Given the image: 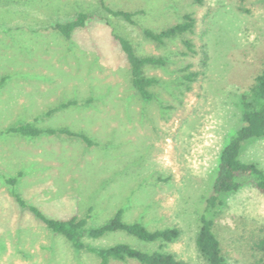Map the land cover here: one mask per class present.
Masks as SVG:
<instances>
[{
	"label": "rangeland",
	"instance_id": "obj_1",
	"mask_svg": "<svg viewBox=\"0 0 264 264\" xmlns=\"http://www.w3.org/2000/svg\"><path fill=\"white\" fill-rule=\"evenodd\" d=\"M104 3L135 13L136 24L107 17L100 0H0V264H99L95 254L76 249L21 208L13 190L45 216L86 218L88 228L122 209L126 223L181 231L173 242L116 231L85 237L87 246L127 244L207 264L195 241L221 151L243 125V97L264 67V0ZM79 12L93 18L70 38L53 28ZM185 14L195 19L184 36L193 53L181 37L162 46L145 39L143 28L160 31ZM113 30L139 55L166 59L164 66L145 69L159 82L152 101L134 92ZM186 66L198 74L190 89ZM25 124L84 134L93 145L77 135L9 132ZM241 159L264 170V138L246 143ZM214 217L227 263L254 264L251 235L264 226V196L247 184L227 196Z\"/></svg>",
	"mask_w": 264,
	"mask_h": 264
},
{
	"label": "trees",
	"instance_id": "obj_2",
	"mask_svg": "<svg viewBox=\"0 0 264 264\" xmlns=\"http://www.w3.org/2000/svg\"><path fill=\"white\" fill-rule=\"evenodd\" d=\"M201 3L202 0H194ZM107 17H114L135 25V13L124 10H113L107 7L104 0H100ZM93 16L86 12H79L72 20L58 22L54 29L63 36L70 38L73 31L86 26ZM105 19L108 20L105 16ZM108 23L109 20L107 21ZM195 27V19L191 14H185L182 21L166 27L160 31H154L150 28H143L142 33L146 40L162 46L170 40L181 37V41L186 48V52L193 53L194 46L190 39L184 37L192 33ZM113 38L120 45L129 65L130 81L134 92L144 102H150L155 94L151 91L152 87L158 84L154 77L146 75L147 66H164L166 59L153 55H139L130 39L112 31ZM184 54V53H183ZM186 55V54H184ZM183 79L187 89L195 82L198 74L190 70V66L182 69ZM4 82L2 79L0 85ZM72 104V103H69ZM61 107H64L63 105ZM242 122L243 125L232 135L230 141L221 151L216 176L212 185V192L206 199L207 214L200 220V229L196 237V247L201 257L207 264H228L227 257L223 248L221 238L216 230L215 215L218 210L224 206L227 196L237 193L243 186L251 184L257 191L264 196V170L256 163L246 162L241 159V153L244 145L248 142L264 138V67L260 74L255 78L254 86L248 95L243 97L242 101ZM11 133H17L28 137H38L43 133L56 134L63 133L70 136L77 135L88 145H93L84 134H76L67 129H48L41 130L32 124L20 125L11 128ZM18 176H21L19 174ZM6 182L14 186L16 178H8ZM12 197L17 204L30 211L39 221H41L50 231L62 235L76 249L95 254L99 258V264H110L111 261L127 262L136 260L140 264H189L178 259L174 254L165 251L145 252L135 249L127 244H115L107 248H95L87 246L83 242L85 237L92 239L102 238L109 233L123 231L138 239L146 242H173L180 235V229L166 228L151 231L140 222L126 223L123 221V210L120 209L112 219L100 227L88 228L87 219L73 216L69 219H55L45 216L37 207L30 205L14 190ZM252 232L251 243L254 251V264H264V226Z\"/></svg>",
	"mask_w": 264,
	"mask_h": 264
}]
</instances>
